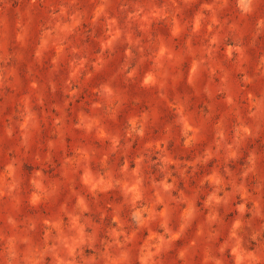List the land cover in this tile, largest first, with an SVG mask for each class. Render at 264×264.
I'll list each match as a JSON object with an SVG mask.
<instances>
[{
	"label": "rangeland",
	"instance_id": "obj_1",
	"mask_svg": "<svg viewBox=\"0 0 264 264\" xmlns=\"http://www.w3.org/2000/svg\"><path fill=\"white\" fill-rule=\"evenodd\" d=\"M0 264H264V0H0Z\"/></svg>",
	"mask_w": 264,
	"mask_h": 264
}]
</instances>
